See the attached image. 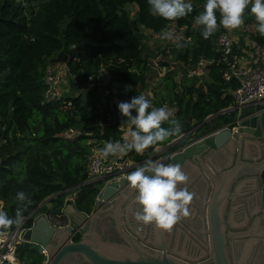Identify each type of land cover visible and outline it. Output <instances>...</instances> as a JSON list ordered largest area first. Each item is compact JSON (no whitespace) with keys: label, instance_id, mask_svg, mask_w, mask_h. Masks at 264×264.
<instances>
[{"label":"trees","instance_id":"1","mask_svg":"<svg viewBox=\"0 0 264 264\" xmlns=\"http://www.w3.org/2000/svg\"><path fill=\"white\" fill-rule=\"evenodd\" d=\"M22 1L0 0V210L10 217L15 215L18 191L31 200L23 219L51 196H55L49 201L51 207L43 208L49 215H60L68 199L74 200L78 211L93 212L101 183L89 182L90 159L97 147L120 140L129 126L119 113V102L144 95L148 87L146 29L160 34L171 22L188 26L192 41L174 51L184 66L161 79L164 93L159 101L155 95L150 98L157 107L170 103L174 109L171 119L180 121L182 130L142 155L126 154L142 163L156 146L180 136H186V144L234 117L233 112L219 114L235 104L234 90L239 84L237 79L224 80L227 67L218 62L222 54L215 47L216 38L226 29L218 26L205 40L194 26L204 0H189L193 12L176 21L152 16L147 0ZM129 5L138 7L134 16ZM244 24L256 28L248 10ZM251 38L264 50V37L255 30ZM60 54L66 59L69 90L47 100L45 74ZM202 58L214 62L206 65V74L189 76L186 67H194ZM103 73L110 75L109 83H102ZM90 79L97 84L86 89ZM70 131L73 134L67 135ZM35 216L25 221L26 227L32 226ZM80 238L75 236V240ZM16 254L23 264H45L47 260L41 247L27 242L19 244Z\"/></svg>","mask_w":264,"mask_h":264},{"label":"water","instance_id":"2","mask_svg":"<svg viewBox=\"0 0 264 264\" xmlns=\"http://www.w3.org/2000/svg\"><path fill=\"white\" fill-rule=\"evenodd\" d=\"M235 111L220 129L177 149L184 136L167 145L164 163L181 167L188 180L179 187L193 197L188 215L171 230L138 225L136 190L126 178L105 177L89 181L101 183L92 213L68 199L55 215L65 224L55 225L48 214H36L51 196L25 218L36 215L24 241L41 247L45 264L72 257L88 264H264V110L246 105ZM74 233L81 238L74 240Z\"/></svg>","mask_w":264,"mask_h":264},{"label":"clouds","instance_id":"3","mask_svg":"<svg viewBox=\"0 0 264 264\" xmlns=\"http://www.w3.org/2000/svg\"><path fill=\"white\" fill-rule=\"evenodd\" d=\"M147 3L152 16L166 21H176L193 12V4L189 0H147ZM246 10L254 16L255 30L264 37V0H204L203 11L195 17L194 26L207 40L218 26L226 30L239 28L244 23ZM162 38L173 41L178 48L190 43H181L179 38L174 40L171 30L163 31ZM118 110L121 116L126 117L130 130L120 140L104 145L99 153L104 159L129 151L142 153L150 146L181 133L182 124L171 119V111L164 106L154 107L152 100L143 94L130 101L119 102ZM166 122L169 127H162ZM126 179L129 187L136 190L135 203L139 208L133 212V218L138 225L155 224L158 229L168 231L182 216L188 215L193 197L186 187H179L187 182L188 177L178 164L147 161L130 172ZM14 200L17 205L14 217L0 210V229L20 225L23 213L31 203L24 191L16 192Z\"/></svg>","mask_w":264,"mask_h":264},{"label":"built area","instance_id":"4","mask_svg":"<svg viewBox=\"0 0 264 264\" xmlns=\"http://www.w3.org/2000/svg\"><path fill=\"white\" fill-rule=\"evenodd\" d=\"M22 3L24 7L27 6L26 2L22 1ZM168 30L174 33V40L179 38L181 43L184 41H192L191 36L188 34V26L186 25L180 26L177 22H171L166 31ZM215 47L222 54V59L218 62L223 61L227 67L223 76L224 80H238L239 84L234 90L235 104L238 107H243L251 103L264 105V50L257 45H253L252 50L250 52L248 51L246 58H242L240 46L234 41L228 30L217 36ZM213 62V60L200 59L194 67H186L188 75L202 76L206 74V65ZM178 63L175 57L170 55V59L167 61L159 58V66H151L150 62L148 65L150 69L151 67L155 68L159 77L158 79H162L167 72L176 69ZM180 63L184 66L181 61ZM67 72L68 68L66 64L58 71L50 68L47 70L45 74V84L47 85L45 97L47 100H54L61 95V88L65 84L64 76L68 74ZM96 84L95 81L90 79L86 85V89L94 88ZM155 86L156 82L150 84L144 95L148 98H153V88ZM153 106L157 107L154 104ZM162 106L168 109L173 107L168 102H164ZM69 134H73V131L67 133V135ZM140 164L131 159L127 154L108 160L93 155L90 159L88 169L89 181L105 177L109 178V180L126 178ZM25 221L13 231L0 232V264H23L16 253L19 244L25 242L23 239L25 231L31 228L25 226ZM77 235V233H74L72 238L75 240V236Z\"/></svg>","mask_w":264,"mask_h":264},{"label":"rangeland","instance_id":"5","mask_svg":"<svg viewBox=\"0 0 264 264\" xmlns=\"http://www.w3.org/2000/svg\"><path fill=\"white\" fill-rule=\"evenodd\" d=\"M127 9L129 10L131 16H134L138 7L136 5H129L127 7ZM235 31L238 32L239 35L243 34L240 37L238 36V42L243 41V43H242L243 48H248L250 50L252 47V43H250V45H248V40L246 39L248 35L250 36V40L254 43V45H256L255 42L251 38V35H253L255 33V27L254 26L245 25L243 23L237 29L228 30V32L231 36H232L231 32H235ZM144 32H145L144 51H145L146 57L149 60L151 66H154V65L159 66V58L162 60L165 59L167 61L170 59V55H171L172 57H175V59L179 62L177 64V68L179 67V69H180V67H182L179 59L176 58V53L174 52V51H176V52L179 51V49L176 48V44H174L172 41H168L166 39H163L161 33L160 34L154 33L148 29L144 30ZM56 58H55V60H53V62H51L48 65L47 70L50 68V69H55L58 71V70L62 69L63 66L66 64V59L61 54L58 55ZM162 63H164V62H162ZM148 74H151L148 77L149 79H151L150 80L151 83L156 82L158 85L159 84V80H158L159 77L157 75L156 69L151 67ZM180 76H181V73H179L178 78ZM102 79H103L102 83H106V82L109 83L110 82V75L107 73H103ZM64 80H65V84L61 88V93H63V94L68 93V90H69V76H68V74H66L64 76ZM157 88H158V90H157ZM155 89L157 91L153 90V92H154L153 95H155L156 99H158V101H159V95H160V97L163 95L164 87L158 86ZM60 223L62 224L61 221L58 222V224H60Z\"/></svg>","mask_w":264,"mask_h":264},{"label":"crops","instance_id":"6","mask_svg":"<svg viewBox=\"0 0 264 264\" xmlns=\"http://www.w3.org/2000/svg\"><path fill=\"white\" fill-rule=\"evenodd\" d=\"M231 34H232V37H233V39H234V41L240 46V54H241V56H242V58H246V56H247V53H248V51L250 52L251 50H252V47H253V45H254V43L250 40V36L248 35L247 36V40H248V45H250V43H252V47H251V49L249 50L248 48H243V46H242V44H240V42H238V36L240 37L241 35H243V34H241V35H239L238 34V32H231ZM240 39V38H239ZM241 41V40H240ZM247 49V50H246ZM62 58V57H61ZM206 71V70H205ZM149 73V72H148ZM151 74H148V77L150 76ZM151 79H149L148 78V87L150 86V84H152L151 83V81H150ZM159 80V84H160V82H161V79H158ZM157 85V83H156V86L158 87H160L161 85ZM155 86V87H156ZM148 87H147V89H148ZM155 87L153 88V90H156L155 89ZM162 87V86H161ZM157 90H158V88H157ZM156 90V91H157ZM155 91V92H156ZM153 94H154V92H153ZM248 105H259V108L260 109H263L264 108V105H262V104H255V103H251V104H248ZM238 106L236 105V104H234V105H232V106H230L229 108H226V109H224V110H222L219 114H224V113H231V112H233L235 115H237L236 114V111H235V109L237 108ZM170 111H171V113H173L174 112V109L173 108H171L170 109ZM218 114V115H219ZM217 114L216 115H211L212 117H211V119H210V121L212 120V119H214L216 116H218ZM232 119V118H231ZM230 119V120H231ZM225 125V123L223 124V125H220L219 126V129L221 128V127H223ZM129 130H130V128H129V126L128 127H125V129H124V134L123 135H125V134H127L128 132H129ZM217 130V129H216ZM184 137H186V136H184ZM183 137V138H184ZM190 141H188L187 142V144L188 143H190L191 142V138L189 139ZM174 141V140H173ZM172 142V141H171ZM170 142V143H171ZM170 143H168V144H170ZM167 144V145H168ZM104 145L105 144H103V145H101V146H99V147H97L95 150H94V155H96V156H100L99 155V153H100V151L102 150V148L104 147ZM167 145H158V146H156L155 148H154V150L152 151V153H150L149 155H147V156H145V158L143 159V161L142 162H145L147 159H149V158H151L152 156H156V158H154L152 161L154 162V161H156V162H165V159L167 158V156H168V154L170 153V151H166V148H167ZM182 145H184L183 144V141H182V143L180 144V145H177V146H175L173 149H177L178 147H180V146H182ZM148 151V148L144 151V152H142V153H138V154H140V155H142V154H144V153H146ZM122 155H125V154H120V155H117V156H109L108 158H107V160L108 159H113V158H116V157H119V156H122ZM101 157V156H100ZM136 167H138V166H136ZM43 207L40 209V211H39V214H42V213H44L43 212V208L44 207H51V205H50V203L48 202V203H46V204H44V205H42ZM47 214V213H46ZM49 215V214H48ZM49 217H50V220H51V222L53 223V224H55V225H64L65 224V219H63V218H59V217H56V216H54V215H49ZM60 219L62 220V224L60 223V224H58V222L60 221ZM45 254V253H44ZM46 255V254H45Z\"/></svg>","mask_w":264,"mask_h":264},{"label":"flooded vegetation","instance_id":"7","mask_svg":"<svg viewBox=\"0 0 264 264\" xmlns=\"http://www.w3.org/2000/svg\"><path fill=\"white\" fill-rule=\"evenodd\" d=\"M60 221L62 222L61 219H60ZM105 223H106L107 227L110 228V225L112 224V222L109 221V220H107V221H105ZM110 233H111V232H110ZM111 234H112V233H111ZM64 264H88V263L84 262V261L81 259V257H80V258H74V257H72V258L68 259V261H67L66 263H64Z\"/></svg>","mask_w":264,"mask_h":264}]
</instances>
